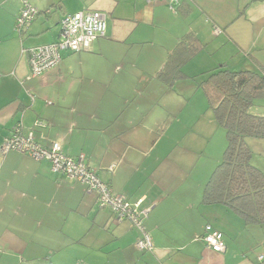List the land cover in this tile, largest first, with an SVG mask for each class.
Returning a JSON list of instances; mask_svg holds the SVG:
<instances>
[{"label":"crops","instance_id":"0c3cea01","mask_svg":"<svg viewBox=\"0 0 264 264\" xmlns=\"http://www.w3.org/2000/svg\"><path fill=\"white\" fill-rule=\"evenodd\" d=\"M26 1L40 14L19 34L22 1L0 0V264H264V225L247 226L227 207L203 204L220 159L176 154L181 127L168 124L170 91L157 92L165 84L155 77L191 32L206 46L210 70L261 71L264 0H180L175 10L167 0ZM83 10L107 14L106 36L90 51L62 52L56 67L31 77L25 50L58 41L62 19ZM176 21L184 27L172 29ZM161 28L163 35L154 32ZM226 49L229 59L212 60ZM254 107L264 116V100ZM19 124L43 147L59 143L66 155H83L116 194L148 208L153 250H138L142 234L116 222L85 185L54 173L47 161L3 154ZM248 143L264 173V140ZM207 226L223 234L224 253L198 240Z\"/></svg>","mask_w":264,"mask_h":264},{"label":"trees","instance_id":"16d2710c","mask_svg":"<svg viewBox=\"0 0 264 264\" xmlns=\"http://www.w3.org/2000/svg\"><path fill=\"white\" fill-rule=\"evenodd\" d=\"M205 47L195 33L184 35L168 53L155 77L173 89L186 77L185 65ZM201 76L205 79L199 88L205 93L216 121L225 129L227 139L222 161L205 186L203 204L223 205L240 216L247 226L261 227L264 225V173L252 164L253 152L248 141L264 140V116L252 112L256 102L264 100V67L259 72L235 71L222 64Z\"/></svg>","mask_w":264,"mask_h":264},{"label":"built area","instance_id":"2783aa9c","mask_svg":"<svg viewBox=\"0 0 264 264\" xmlns=\"http://www.w3.org/2000/svg\"><path fill=\"white\" fill-rule=\"evenodd\" d=\"M21 1L22 8L15 26V31L19 34L40 13L28 1ZM167 1L171 4L172 9L179 3V0ZM107 18L106 13L96 10H83L76 14L66 15L61 21V34L58 41L25 50V54L29 56L31 77L41 76L56 67L61 62V54L64 51L74 54L90 51L95 41L106 36ZM216 33L220 34L221 31L216 29ZM35 126L42 127L43 124L38 121ZM1 151L3 154L18 152L37 161H47L51 164L54 173L62 174L69 180L85 185L90 193L96 194L101 209H109L113 218L119 223L131 222L142 234L141 239L137 242L138 250L143 252L153 250L152 240L144 226L150 210L141 208V202L131 203L124 196L116 194L109 185L99 179L94 170L88 167L83 155L78 158L70 157L64 153L63 147L59 143H54L49 148L41 146L33 133L29 135L23 133L21 124L15 126L4 139ZM110 169H114V166ZM198 240L206 243L207 247L214 252L224 253L226 251L223 234L211 226L206 227L205 234ZM263 259V256L260 257V260Z\"/></svg>","mask_w":264,"mask_h":264},{"label":"rangeland","instance_id":"374dc122","mask_svg":"<svg viewBox=\"0 0 264 264\" xmlns=\"http://www.w3.org/2000/svg\"><path fill=\"white\" fill-rule=\"evenodd\" d=\"M181 22H173L172 29H182L184 23ZM154 32H158L161 35L165 33L162 28L161 30H154ZM216 52L214 46L209 48V54L212 55L211 58L215 57ZM231 55V52L226 49L212 60L229 59L228 57ZM207 56L199 53L188 62L183 69L186 77L178 81L173 89L158 83L160 88L156 91L160 93L165 90L170 91L169 95L165 97L168 100V102L165 100V104L174 109V115L169 118L168 124L174 122L177 130L179 126L181 127V131H177L176 135L180 136L182 146L177 149L176 154L185 155L192 159L202 158L203 161L211 163H215L218 158L220 159L218 160L220 164L227 146L226 132L216 121L213 112L209 109L205 93L199 88V83L205 79L204 76H201L202 73L212 69L211 66L207 68ZM237 64H239L238 60L233 61L230 64L231 68ZM260 101L258 100L256 103ZM262 110L264 109L262 108ZM252 112L257 115L263 113L256 107L253 108ZM167 119L168 115L165 116V121Z\"/></svg>","mask_w":264,"mask_h":264}]
</instances>
